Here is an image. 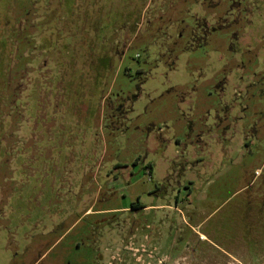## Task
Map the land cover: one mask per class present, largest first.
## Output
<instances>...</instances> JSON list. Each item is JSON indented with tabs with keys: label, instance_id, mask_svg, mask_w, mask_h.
<instances>
[{
	"label": "rangeland",
	"instance_id": "obj_1",
	"mask_svg": "<svg viewBox=\"0 0 264 264\" xmlns=\"http://www.w3.org/2000/svg\"><path fill=\"white\" fill-rule=\"evenodd\" d=\"M206 1L0 0V264H264V0L168 69ZM207 109L233 138L192 160Z\"/></svg>",
	"mask_w": 264,
	"mask_h": 264
},
{
	"label": "flooded vegetation",
	"instance_id": "obj_2",
	"mask_svg": "<svg viewBox=\"0 0 264 264\" xmlns=\"http://www.w3.org/2000/svg\"><path fill=\"white\" fill-rule=\"evenodd\" d=\"M209 3V5H213L218 7L220 3H222V0H217L213 2L212 0L206 1ZM223 2L226 3L227 8L225 10V15L224 16H217L216 18H211L210 20L207 19L205 16H197L193 19L192 26L189 27L187 35L182 34L183 29L188 27L187 25L183 26L179 32L176 34V39L172 40V35H169V40L167 42H171L172 47L170 49L165 48L164 53H160V56L164 57V62L167 66L168 69H172L175 63L176 56H174L172 53L174 51V48H179L182 50H192L195 48H198L200 46L206 45L209 41V37L213 32L216 31H221L224 27L230 28L233 24L239 25V23L235 22L236 21V15H240L241 13L245 14L244 17V22L243 24H248L250 23V20L247 18V12H249L247 9H249V0H223ZM199 4V3H198ZM251 6V5H250ZM228 16L233 17V21L228 22L227 24L224 23L228 18ZM178 24H180V20L177 21ZM223 24H226L223 26ZM241 26V25H240ZM233 28V27H232ZM236 31V32H235ZM238 35V30L233 29L230 34H229V40L230 43L232 44L233 41H236L240 43V38L237 36ZM182 40L181 43L178 40ZM249 46L246 44L244 46V49H247ZM241 48V47H240ZM244 49H241L242 52H245ZM239 63V62H238ZM240 64L237 65L238 68ZM241 66L243 64L241 63ZM259 75V74H258ZM225 80L223 81L224 85ZM220 83L217 85L213 86V89L217 86H219ZM136 88L139 89V85H136ZM223 88V87H222ZM216 92V91H215ZM209 94H213V91H211ZM216 96H218V93L216 92ZM186 98H190V93L185 92L184 90H181L179 95H178V109L181 104L186 108L185 110L188 112H191L193 110V102L186 100ZM127 99H130L127 97ZM121 102V103H120ZM116 106L114 107V127L116 129L123 130L124 126L123 124H127L128 120L126 119V116L128 115L129 112L133 110L132 104L133 100L128 101H120ZM221 103V102H220ZM184 112H182L183 115ZM212 114V115H211ZM184 118L185 122L187 123L185 126L188 129V132L186 133L185 137L188 139L191 143H195V147L192 148V151L190 152V157L191 159H199L201 157L202 152H209V147H212V144H216L218 146H221L222 143H229L230 140L233 138V131L229 125L223 126L221 125V122L226 121L228 118V113L227 109L219 115V111L217 109H207V117L205 115L201 116L200 118V123L199 125L195 126L192 119H190L189 114L184 113ZM199 118V116H198ZM126 121V122H124ZM151 128L153 129V125H151ZM231 129V130H230ZM220 130V131H219ZM219 131V132H218ZM230 131V132H229ZM228 133V134H227ZM178 140H176L177 142ZM245 145V143H243ZM208 154V153H207ZM252 181L253 179L248 182L245 187L252 186ZM249 212V209L247 210ZM247 212V213H248ZM40 258H37L36 261L34 260L31 262V264H39ZM25 264V263H22Z\"/></svg>",
	"mask_w": 264,
	"mask_h": 264
}]
</instances>
